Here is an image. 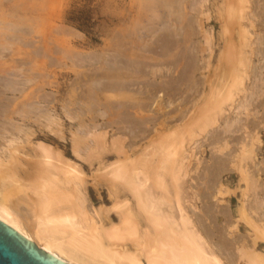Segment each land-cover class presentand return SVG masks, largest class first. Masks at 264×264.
<instances>
[{"label":"rangeland","instance_id":"rangeland-1","mask_svg":"<svg viewBox=\"0 0 264 264\" xmlns=\"http://www.w3.org/2000/svg\"><path fill=\"white\" fill-rule=\"evenodd\" d=\"M163 1L168 2V0ZM184 1H186L185 5H182ZM201 1L169 0L170 3L166 2V4L164 2L166 19L171 16L167 21L172 20L173 22H171L174 25L177 24L178 27L172 26L171 23L172 30L163 31L165 28L159 30L158 23L161 20L157 19L159 16L155 9L158 0H0V78L13 81L16 88L23 90L24 95L30 93V98L25 100L20 98V94H9V98L12 96L10 100L16 99L15 102L11 100L12 105H15L18 100L19 103L16 105H20V101L24 103L38 102L51 119L61 120L58 122L63 123L65 128L62 138L58 140V138L52 137L47 130H44L43 133H37L39 136L33 140V143L40 142L57 148L56 150H59L66 160L74 162L77 169H82L85 174L82 189L87 199L86 205L89 211V207L93 208L91 213L99 211L100 216L104 220L106 219V227L117 225L119 215L111 207L112 199L109 197L108 187L105 179L101 178V173L105 174L110 170L109 167L117 162L119 157L124 160L127 155L129 159H135L144 154V150L149 147L150 143L156 141L159 132L167 133L173 129L175 133H179L188 123H195L194 118L198 115L197 110L205 105V100L208 101L214 86L218 87L219 92L221 91L218 95L220 101L227 94L233 93V98H235L230 102L222 101L223 108L221 109L224 110V114H222L223 112L220 114L223 116H219L217 124L210 127L205 133H198L195 130L197 126H194L195 133L199 134V136L198 134L194 136H197L196 138L189 139L190 136L186 134V142H184L186 158L182 168L185 169L183 177L180 179L181 182L179 181V188L182 191V201L184 204L186 202V209L189 210L187 211L188 216L191 215L190 217L193 218V214L201 212L202 214L199 215L207 225L206 229H210L211 232L215 231L219 236L225 254L221 256L225 257L224 259L220 258L221 264H225V262L226 264H248L247 258L240 253L242 247L248 250L247 253L254 251V253L264 256L263 235L253 228L254 226L263 227L262 233L264 234V217L260 219L256 209L251 210L252 205L256 206L257 203H262L260 206L264 211V0H204V3ZM198 2L203 4L200 12L195 11V8L190 10L191 6L189 8V5L196 6ZM177 7L180 9H175ZM173 8L177 10V14ZM180 10L183 11V14ZM199 13L200 15H198ZM153 23L156 24L155 27L152 26L154 29L158 27L155 30L150 27L154 25ZM158 34L161 35L158 36ZM160 36L170 37V43L173 46L170 55L163 56L158 49L157 41L161 43ZM228 48H234L235 51ZM225 53H227L226 56L229 53L233 56L235 53V57L239 58L238 60L232 59H236L237 62L228 57L231 60L228 63V58V60H224L226 59L224 58ZM180 56L182 57L180 58ZM223 60L228 63L226 68L224 67L226 62ZM165 61L176 62L178 66L173 65L172 67L171 65L169 67L166 65L165 67L166 63L163 64ZM181 61L185 63L184 66ZM134 62L140 66L141 70L144 69L141 65L147 63L145 69L148 73L150 72L148 70H152L157 65L154 68L159 72L154 73H158L156 76H164L163 73L168 71L166 76L174 79L175 86L170 84L172 88H168L167 85H164L165 83L163 84L162 77L160 79L154 75L155 80L152 78L153 76L150 79L139 72V74H135ZM241 62L243 66L245 65L244 68L240 65ZM137 64L134 68L138 67ZM128 65H132L130 67L133 71ZM161 65L164 67L160 68ZM239 65L240 67H238ZM184 67H191L187 69V78L183 72ZM233 73H236L238 78L234 77L237 86L232 81ZM258 77L262 79L260 82L257 81ZM170 79L165 80L169 81ZM238 80H242L240 83L243 84H238ZM149 81L154 84L151 83L155 87L154 90L153 87L149 90L150 86H147L150 84ZM231 82L236 87L232 86ZM115 83L118 87L114 86ZM182 83L184 85L180 86ZM121 85L130 86V89L128 88L126 91ZM255 85H259V89L255 88ZM178 86L179 89H176L175 87L178 88ZM229 86H232L233 90L229 89L230 92L224 95ZM141 90L142 92H140ZM258 90L259 95L256 92ZM247 97L248 100L252 99L253 105H255L247 107L248 110L237 108L243 103L247 105ZM226 102L230 104L224 105ZM122 103H128L127 107L130 104H136L130 105L131 107L129 106L126 111L133 120L141 124L140 128L150 131L149 135L140 133V128L136 131L138 133H136V137L125 130V126H128L120 123L122 111L117 109V106ZM112 105H115V108ZM226 106L228 108L231 106L233 109L230 107L228 110ZM110 108H113L114 111ZM101 112L105 114L103 113L101 116ZM194 112L196 113L194 114ZM99 114L101 115L99 116ZM71 115L74 117L70 118ZM149 120L158 121L157 125L155 126ZM41 121L44 124L49 123H46V119H41ZM93 124L96 125L95 128ZM191 124H188V127ZM76 129H79L80 135L84 134L83 136L78 135L80 136L78 139L82 137L79 141L82 143L83 140L84 145L79 144L81 152L79 151L77 155L72 152L69 134L71 131L75 133ZM126 131L127 133H125ZM138 135L139 139L136 140ZM140 135L142 136L140 137ZM98 139L99 141H97ZM236 139L244 141V144L248 142L247 150H250L249 158L240 166L237 164L239 163L237 157L241 154L243 146L241 142L237 144ZM1 142L3 144L0 143V159H5L9 156L6 149L8 143L5 140L4 142L1 140ZM99 143L101 144L99 145ZM113 143H116V146L124 145L126 154L118 155L115 150L118 147ZM24 155L23 153L17 154L20 162L18 164L20 166L17 167L33 169L34 159ZM7 159L8 157L5 160ZM221 164L223 168H221ZM252 181L255 185L254 188L251 187ZM242 208L246 209L247 216L249 214L246 219L242 215L243 213H240ZM173 212L177 216V210L174 209ZM245 250L241 252L243 253ZM232 254L234 255L233 259L236 256L234 260L231 258ZM226 258H228L227 261Z\"/></svg>","mask_w":264,"mask_h":264},{"label":"bare ground","instance_id":"bare-ground-1","mask_svg":"<svg viewBox=\"0 0 264 264\" xmlns=\"http://www.w3.org/2000/svg\"><path fill=\"white\" fill-rule=\"evenodd\" d=\"M203 1L204 0H202L201 2L204 3L205 1L204 2ZM164 2L165 1H163V0H158L157 5H155L156 8L154 7V5H152V7L155 8L156 13H158L159 17L156 16V17H158L157 19L161 20L160 23H158L160 26L159 30H163L165 28L163 31H166V29L170 31V29L172 28L171 23L173 21L172 20H171L172 22L167 21V19L170 18L171 16H169L166 19V16H165L166 12L164 13V9L166 8L165 4L167 1L165 2V4H164ZM185 2L186 1H184L182 3V5H185ZM201 2H198L196 6H194L192 4L189 5V8L191 6L190 10H193V8H195V11L200 12V9L203 5ZM167 3H170L169 0ZM239 5H241V4H239ZM167 9H168V7H167ZM175 9L179 10L180 8L178 9V7H177ZM184 9H185V7H184ZM177 10H175V12ZM181 10H180V12H182V14H183V11H181ZM175 12H174V14H175ZM176 14H177V12H176ZM178 15H180V14L178 13ZM198 15H200V13ZM179 19H180V17H179ZM155 25L156 24L151 25L150 27H152V26L155 27ZM172 26H177V24L174 25V23H172ZM167 27H169V28H167ZM16 28H18V27H16ZM156 28H158V27H156ZM153 29H150V30L154 31L155 29L154 30ZM180 29H179V31H180ZM176 31L178 32V29H176ZM135 32H136V29H135ZM157 33H156V35H157ZM241 33H242V31H241ZM1 35H3V34L1 33ZM13 35L15 36V34H13ZM159 35H161V34H158V36ZM169 36L168 37L166 36L165 38L160 36L161 38L160 37L159 38L161 40L160 39L159 40L161 41V43H159V41H157L158 49H160L161 54L163 56L171 54L170 51H171L173 46H172V43H170L171 39ZM205 41H208V40H205ZM176 45H177V43H176ZM206 45H207V42H206ZM229 45H231V44H229ZM228 49H231V51H235L234 48L233 49L228 48ZM183 51L185 52V50H183ZM227 53H225V55H224L225 56L224 58H226L224 60H228L229 59L228 57H230V59L232 61L237 62L236 59L238 60L239 57L238 58H237V56L235 57V53L232 56L230 54L231 53L230 52L229 53L230 55L228 54V56H226ZM159 55H160V53H159ZM182 55L185 56V54H182ZM181 57L182 56H180V58ZM169 58H170V56H169ZM232 58H236V59L234 60ZM161 59L163 60V58H161ZM176 59H179V58L176 57ZM230 59L228 60V63L231 61ZM224 62H226V63H224L225 64L224 67L226 68V64H228V63H227V61H224ZM82 63H84V62H82ZM135 64H137V63L134 62V66H133V69L136 70L135 74H137L139 72L142 75H144L145 77H148L150 79H151V76H153L152 78L154 79L155 78L154 75L156 76V74L159 73L157 71V69H154L155 67H157V65L156 66L154 65L155 67L153 68L156 71H154L152 69V70H148V71H150L148 73L147 70L145 69V67H147L146 66L147 63H146V65L144 64L145 66L141 65V66H143L142 68H144L142 70L139 69L140 68L139 62H138L139 65L137 64V66H138L137 68H134V67H136ZM163 64H165L164 65L165 67H166V65L169 67H171V65H172V67H173V65L174 66L177 65L176 62L172 63V62H168V61L167 62L165 61ZM184 64L185 63H183V66H184ZM192 64H193V62H192ZM132 65H128L130 69H132L131 68ZM240 65L243 68L245 67V65L243 66L242 62ZM240 65L238 67H240ZM164 66L161 65V67L160 66L159 67L162 68ZM116 67H117V65H116ZM191 67H188V68L184 67L183 68V69H185L183 71L185 73V77L188 74L187 69H189ZM227 67L229 68L228 65H227ZM230 67L232 68V66H230ZM235 67H236V65H235ZM121 68H123V67H121ZM133 69H132V71H133ZM137 69H139V70H137ZM161 71H162V69H161ZM116 72H114V73H116ZM130 72H131V70H130ZM155 72H158V73L154 74ZM163 72H164V70H163ZM167 72L168 71H165V73H163L166 78L162 74H161L162 76L159 75V76H156V78L162 77L164 79L163 84L165 83L164 85H167V87L169 88V87H171L170 84L172 86H175V85L173 84L174 79L173 80L170 79V76H169V78H167V76H166ZM127 74H129V73H127ZM235 74L233 73V75H232L233 76V78H232L233 82H235L234 77H236V79H238ZM243 76H244V72H243ZM183 77H184V75H183ZM185 77H184V79H185ZM259 77H261V76H259ZM259 77L257 78V81L260 82V80H262V79ZM94 78H96V77H94ZM156 78H155V80H156ZM165 79H170V80L168 81ZM243 79H244V77H243ZM238 81H239L238 84H241V85L243 84V83H240V82H242V80H238ZM149 82H150V84L147 85V86H150V87H148V88H150L149 90H151V87H153V90H154V88H155L153 86L154 84L151 81H149ZM233 82H231V84H232V86H235L236 82L234 83L235 85L233 84ZM93 83H96V82H93ZM116 83L114 86L117 85ZM130 83H131V81L129 82V84ZM111 84H113V83H111ZM185 84H186V82H185ZM17 85H19V84H17ZM181 85L183 86L184 83L180 84V86ZM259 85H257V86L255 85V88L259 89ZM121 86L125 90L128 88L130 89V86L129 87H124L125 85L124 86L121 85ZM158 86H156V87H158ZM176 86H177V84H176ZM222 86H223V84H222ZM117 87H118V85H117ZM135 87H136V85H135ZM231 87L229 86V88L226 89L228 91H226V92L223 91L224 95L227 92H230V90L233 88V87L232 88ZM23 88H25V87H23ZM175 88L179 89V86H178V88L177 87H175ZM25 90H24V92H25ZM111 90H113V89H111ZM180 90H181V88H180ZM238 90H239V88H238ZM122 91H123V89H122ZM211 91H212V93L210 92V95H211L210 98L207 97L208 101L205 100L204 101V102H206L205 105L204 106L201 105L203 107H199V109L197 110L198 115L196 118H194V120L196 121L195 123L193 122L194 124L188 123V124H191V126L189 125V127H188V124H187V126L185 128H183L182 131H180L179 133H175L173 131V129H172L173 132L172 131L171 132L169 131L167 133L159 132L156 141L150 143L149 147H147L144 150V154L140 155L139 157H137L135 159H132V158L129 159V157H127V155H125L126 154L124 151L125 146L122 144L120 146H116V143H113V144H115L116 147H118V149L117 148L115 149V150H117L116 153H118V155H123V156L125 155L126 158L124 160H121L119 157L117 162H115L113 164L111 163L112 165L110 167L108 165L110 170H108L109 169L108 168L107 172L104 171L105 174L103 172L101 173V175H102L101 178L102 179L104 178L105 182L107 184L108 191H109V197L112 199L113 205L111 207H113V210L117 211L118 213L117 212L116 213L119 215V223L117 225H111V226L106 227V225H105L106 219L104 220V218L100 216L99 211L98 212L93 211V213H91L90 211H92L93 208L89 207L90 208V211H89V209L86 205L87 199H86V196H85L83 189H82L83 176L85 174L83 173L82 169H77V166L75 164H73L74 162L72 163L71 161L66 160L64 158L63 154L59 150H56L57 148L55 149L52 146H49L48 144H44V143H40V142L37 144L33 143V140H35L39 136V135L37 136V133H39V132L43 133L44 130H47L52 137L58 138V140H59V138H62L65 134V128H64L63 123L58 122L61 120L57 121V120L51 119L50 116L48 115V113H45L43 111L44 109H42V108H44V107L40 106L38 102L32 103L30 101V103L29 102L24 103V102L20 101L21 104L16 105V103H19V100H18V102H16L15 105L14 104L12 105V103L15 102L16 99L15 100L11 99L13 101L12 102L10 100V98L12 96H10V98H9V94H13V95L14 94H20V98L22 97L25 100L27 98H30V96H29L30 93L26 92L27 95H24L23 90H19L18 87L16 88L13 81L8 80L7 78H3V79L0 78V143H2L1 140H3V142L5 140V142L8 143V145H7L8 148H6V149L8 150L7 153L9 154V156H7L8 157L7 160H5L7 157L5 159H3V158L0 159V222L4 223L5 225H7L8 227L15 230L18 234H20L24 238H26L29 241H31L32 243L36 244L39 249H42L43 251H45L49 255L55 257L56 259H58L59 261H61L62 263H65V264H221L220 258L224 259L225 257H221V256H222V254L223 255H225V254L223 253L224 251L222 249V244H221V240H220L219 236L216 234L215 231L211 232V231H209L210 229L209 230L206 229L207 225L204 223L203 218L199 215V214H202L201 212L199 214H193L192 215L193 218L190 217L191 215L188 216L187 211H189V210L186 209V205H187L186 202H185V204H186L185 205L184 202L182 201V198H181L182 191L179 188V181L183 177V172L185 169V168L184 169H182V168H183L184 160L186 158V150H185V143H184V142H186V134L189 135L190 136L189 139H191L192 137L196 138L197 136L196 137H194V136L197 135L199 132H204V133H205V131L207 132V130L210 127H212L213 125L218 123L217 119L223 116V115L220 116V114L224 111L221 109V108H223L222 107L223 102H225V101L230 102V100L235 98V97L233 98V95H232L233 93H229L225 97H223L224 98L223 100L220 101L219 100L220 98L218 99V95L221 91L220 92L218 91V87L214 86L211 89ZM140 92H142V90ZM256 92H258V95H259V90ZM200 93H201V91H200ZM236 93H237V91H236ZM93 94L95 95V93H93ZM148 94H150V93H148ZM33 95H34V93H33ZM222 95H221V97H222ZM252 97L253 96H251V98ZM15 98H17V97H15ZM85 98H86V96H85ZM83 99H84V97H83ZM252 99L248 100V97H247V100L250 102L248 103V101H247V105L245 103L240 104V106L238 105L239 107H237V108L243 109V110H245V109L248 110L247 107H249L250 105H252V107H253L255 105V104L253 105ZM28 100H30V99H28ZM228 102H226L224 105H227ZM22 103H24V104H22ZM178 103H180V102H178ZM75 104H77V103H75ZM126 104H128V103H126ZM126 104L122 103V104H119L118 106L116 105L117 109L122 111L121 112V118H120L121 121L120 120L119 121H120V123L127 124L128 127L125 126V130H128L129 133L134 134L136 137V133H137L136 131L138 130V128H140L139 126L141 124L139 122H136V120H133V118L130 116L128 111H126L128 109V107L131 105L130 104L127 107ZM134 105H136V104L134 103ZM134 105H131V106H134ZM182 105H184V104H182ZM91 106H93V105H91ZM113 107L115 108V105ZM132 108H134V107H132ZM229 108H228V110H229ZM230 109H233V108L231 107ZM111 110L114 111L113 108ZM118 110H117V113L119 112ZM83 112H82V114H83ZM106 112H108V111H106ZM103 113L101 112L102 115L99 114V116L100 115L103 116ZM195 113L196 112H194V114ZM166 114H168V113H166ZM222 114H224V112ZM73 117L71 115L70 118H73ZM41 119H43V120L46 119L47 120L46 123L47 122H49V123L44 124L41 121ZM92 121H93V119H92ZM113 121H114V119H113ZM149 121H151V120H149ZM142 122H144V121H142ZM151 122H153V120ZM151 122H149V123H151ZM157 122L158 121H156V122L154 121L152 124H154L156 126ZM108 125H110V123H108ZM194 126H197L196 127L197 129H195ZM93 127L95 128L96 125H94ZM194 129L196 131H198V133H195L196 131H194ZM78 130L75 133H73L72 131L71 132L69 131L70 132L69 134L71 136L70 141L72 143L71 144L72 145V152L75 155L79 154V151H80V149H79L80 145L79 144L84 143L83 140H82V143L79 141L80 139H82V137L80 139H78L80 136L84 135L83 134L84 131L82 133L80 132L81 134H83V135H80ZM140 131H138V132L142 133L143 135H145V134L147 135L150 132V131H148L146 129H142V128H140ZM125 133H127V131ZM132 134H131V136H133ZM78 135H80V136H78ZM141 136L142 135H140V137ZM198 136H199V134H198ZM137 139H139V135H138V138H136V140ZM47 140H49V139H47ZM133 140H134V138H133ZM238 140L239 139H236L237 144H239L241 142L243 147L241 148V154L238 157H237V155L235 156V158L236 157L238 158L237 160L239 163L236 162L237 160L234 162H236L240 166V164L242 162L246 161L249 158L250 150H247L248 149L247 147H249V146H247L248 142L246 144H244V141L242 142L241 140L240 141H238ZM97 141H99V139ZM120 142H121V140H120ZM119 143H117V144H119ZM100 144L101 143H99V145ZM87 148H88V146H87ZM21 153L25 154L24 156H26V157H30V158L34 159L33 166H32L33 169H31V170L19 169L17 167V166H20V165H18V164H20V162L18 161L17 154H21ZM221 163H223V162H221ZM221 166H222V164H221ZM214 168H216V167H214ZM218 168H220V167L218 166ZM221 168H223V166ZM249 178H251V177H249ZM251 185H252L251 187L254 188L255 185H254L253 181L251 182ZM249 194H251V193H249ZM253 200L254 199H252V201ZM253 202L255 203V201H253ZM260 204H262V203H260ZM260 204L257 203L256 206L252 205L251 210L254 211L256 209L255 211L258 212V215L261 219L264 217L263 216L264 211H262ZM174 209L177 210V216L173 212ZM101 210H100V212H101ZM109 210H111V209H109ZM245 210L246 209L243 210V208H242V212H240V213L241 214L243 213L242 215L245 216V219H246V218H248L249 214L247 216V212ZM108 213H109V211H108ZM247 223H248V221H247ZM251 228H252V226H251ZM253 228L255 230L259 231L260 234H262L263 238H264V234L262 233L263 227L259 228V226H257V227L254 226ZM244 250L245 249H243V247H242L240 250V253L243 257L247 258L248 264H264V256H261L259 253H254V251H252L251 253L250 252L247 253L246 252V251H248L247 249L245 250V252L242 253L241 251H244ZM252 250H254V249H252ZM227 253H229V252H227ZM239 254H238V256H239ZM229 256H227L229 259H231V258L233 259V257H234L233 254H232V257L230 256L231 258ZM228 258H226V261ZM235 258H236V256H235ZM247 261L245 260V262H247ZM229 262H227V263H229ZM225 264H226V262H225Z\"/></svg>","mask_w":264,"mask_h":264},{"label":"water","instance_id":"water-1","mask_svg":"<svg viewBox=\"0 0 264 264\" xmlns=\"http://www.w3.org/2000/svg\"><path fill=\"white\" fill-rule=\"evenodd\" d=\"M0 264H65L0 222Z\"/></svg>","mask_w":264,"mask_h":264}]
</instances>
